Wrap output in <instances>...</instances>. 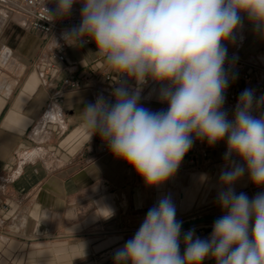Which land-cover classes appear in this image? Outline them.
<instances>
[{
  "label": "clouds",
  "instance_id": "obj_1",
  "mask_svg": "<svg viewBox=\"0 0 264 264\" xmlns=\"http://www.w3.org/2000/svg\"><path fill=\"white\" fill-rule=\"evenodd\" d=\"M50 24L78 23L52 37L90 50L111 82L81 114L87 142L99 136L145 187L159 189L176 174L196 141L224 143L215 203L221 215L206 238L182 231L169 196L149 208L113 264H264V95L246 88L231 114L226 94L237 76L228 47L245 24L264 37V0H41ZM54 4L50 9L47 5ZM145 89H148L145 95ZM153 97L166 108L152 110ZM247 176L258 191L237 192ZM111 218L115 212L105 207ZM183 245V252L181 246Z\"/></svg>",
  "mask_w": 264,
  "mask_h": 264
},
{
  "label": "crops",
  "instance_id": "obj_2",
  "mask_svg": "<svg viewBox=\"0 0 264 264\" xmlns=\"http://www.w3.org/2000/svg\"><path fill=\"white\" fill-rule=\"evenodd\" d=\"M78 20L79 6L65 21ZM242 37L228 47V55L236 54V76L250 78L239 91L264 84V37L247 24ZM94 49L92 43L56 49L52 37L0 10V264H113L115 250L134 236L162 196L171 198L182 223L221 215L215 198L224 143L195 142L174 177L150 189L99 136L87 142L78 116L111 90L100 61L89 52ZM59 55L63 62L56 60ZM142 103L166 108L155 97ZM235 104L225 105L230 114ZM236 191L252 197L258 189L245 176ZM105 207L115 212L109 219L99 216L107 215ZM211 230L199 228L196 234L206 238Z\"/></svg>",
  "mask_w": 264,
  "mask_h": 264
},
{
  "label": "built area",
  "instance_id": "obj_3",
  "mask_svg": "<svg viewBox=\"0 0 264 264\" xmlns=\"http://www.w3.org/2000/svg\"><path fill=\"white\" fill-rule=\"evenodd\" d=\"M8 6L9 8L6 7V10L10 14H17L21 18L23 25L28 30L38 33L46 39L51 38L53 36L59 38L60 33L63 29L77 23V22L71 23L63 20L56 22L54 25L50 24L48 21L44 19L45 13L41 0H8ZM47 6L50 9H52L50 3ZM60 44L61 47H65L66 45L62 40H60ZM239 48L240 45H238L236 50H238ZM233 56L236 57V54L235 53L230 54L229 58H232ZM56 60L58 62H63L64 56L63 55L56 56ZM105 79L109 81L106 77ZM249 82H250V78L247 75H239L236 78L235 82L230 84V87L227 90L228 94L226 95L225 105H229L230 103L232 104V102H237L239 93L241 92L237 89V86L246 85ZM65 84L71 88H78V84L75 83L65 82ZM254 90L256 91L257 95H264V84L261 83L258 84V87L255 88ZM204 145L205 142L196 141V146L202 147ZM104 151L106 150L104 149ZM185 160H186V156L183 159V161Z\"/></svg>",
  "mask_w": 264,
  "mask_h": 264
},
{
  "label": "water",
  "instance_id": "obj_4",
  "mask_svg": "<svg viewBox=\"0 0 264 264\" xmlns=\"http://www.w3.org/2000/svg\"><path fill=\"white\" fill-rule=\"evenodd\" d=\"M217 218L218 217H206V218L193 219L191 221L184 222L182 223V231H186L193 227H195V229L211 227L213 222Z\"/></svg>",
  "mask_w": 264,
  "mask_h": 264
},
{
  "label": "rangeland",
  "instance_id": "obj_5",
  "mask_svg": "<svg viewBox=\"0 0 264 264\" xmlns=\"http://www.w3.org/2000/svg\"><path fill=\"white\" fill-rule=\"evenodd\" d=\"M6 7L9 8L8 0H0V10L4 11L5 14H9V12L6 10Z\"/></svg>",
  "mask_w": 264,
  "mask_h": 264
}]
</instances>
